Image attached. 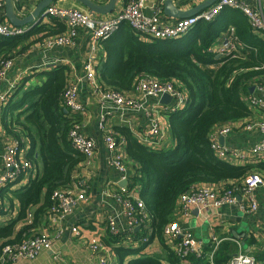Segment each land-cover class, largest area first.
<instances>
[{
    "label": "trees",
    "instance_id": "trees-1",
    "mask_svg": "<svg viewBox=\"0 0 264 264\" xmlns=\"http://www.w3.org/2000/svg\"><path fill=\"white\" fill-rule=\"evenodd\" d=\"M0 18L4 20L3 13ZM47 19L50 23L42 24L41 20L23 36L0 37V64L35 43L65 32L63 22ZM229 27L234 29L231 37L237 39L242 54L236 50L219 56L211 47L223 35L228 37ZM101 45L104 61L97 69L96 80L102 89L127 93L138 79L148 76L159 82L176 81L189 98L183 108L166 114L171 147L150 149L138 143L129 130L114 129L125 143L129 161L135 165L126 191L137 190L149 215L150 232L132 233L128 242L125 234L112 235L107 231L101 242L113 249L117 264H180L165 246L163 237L164 227L175 221L178 196L196 184L227 185L254 171L253 166H233L218 160L208 136L216 126L251 116L245 99L249 88L264 80V36L251 29L242 13L225 8L213 21L200 20L177 39L141 38L122 24ZM67 75L65 67L33 74L38 82L28 88L24 85L31 77L23 78L2 106L0 124L4 133L20 142V147H26L24 158L36 174L23 187L16 189L17 183H10L0 189V252L4 245L27 238L38 219L49 213L52 193L69 189L72 171L84 161L68 140V131L81 118L68 110L63 114ZM263 167L257 165L260 170ZM14 207L16 215L12 219L7 209ZM28 215L31 222L17 229ZM154 241L162 249L160 258L144 253ZM234 248L236 251L234 245L222 242L213 264H226ZM209 250L204 248L202 256ZM263 255L258 256V261ZM187 261L209 264L206 257H190Z\"/></svg>",
    "mask_w": 264,
    "mask_h": 264
},
{
    "label": "built area",
    "instance_id": "built-area-1",
    "mask_svg": "<svg viewBox=\"0 0 264 264\" xmlns=\"http://www.w3.org/2000/svg\"><path fill=\"white\" fill-rule=\"evenodd\" d=\"M21 1L11 0L13 6L20 4ZM173 1L177 3L183 0ZM161 5L153 7L152 14L146 15L144 13L145 0H126L123 9L119 13L104 20L94 19L87 11L82 9H63L49 5L44 10L45 16L43 18L59 20L65 24L66 29L61 35L44 39L41 46L44 49L73 46L77 37L76 30L83 28L89 34L91 49L95 50L99 43L108 39L122 24L130 27L141 38L173 40L184 36L200 20L211 22L224 8L239 11L245 16L254 32L264 34V14L259 9L251 8L240 0H218L209 9L196 16L173 22H167L164 19ZM2 6L3 0H0V10ZM26 32V28L12 27L0 18L1 38H16L23 36ZM237 42L235 38L234 40H226L214 53L219 56L229 55L236 51L234 46L239 44ZM12 65V60L0 64V82L5 78ZM97 65L95 58L90 56L86 60L83 69L84 78L100 104L112 105L116 108L138 109L140 105L135 99L136 95L157 100H160L163 95H167L171 98V101L169 105L165 106L164 113H171L183 108L189 100L186 91L176 81L159 82L148 76L138 79L127 93L104 90L96 80ZM16 84L10 85L7 92L0 96L1 106L8 100ZM252 87V94H249L246 98V104L249 108L264 113V80ZM77 93L76 85L67 83L62 94L63 106L72 115H81L84 111L78 102ZM166 126L168 125L159 117L151 118L148 129L145 131V145L142 143L143 146L150 149L162 148L164 146L162 131ZM99 128L103 134V143L108 153L109 166L119 174V182L128 181L129 174L120 151L124 144L123 140L113 131L106 130L102 124L99 125ZM244 129L246 131H259L264 134V122H250L245 124ZM230 132L231 125L227 123L214 127L208 136L210 148L218 160L223 162L242 161L244 164L250 160H264V139L252 148L245 150L230 149L220 145L218 139L227 136ZM68 140L73 149L80 153L86 162L93 158L94 142L81 133L80 123L74 125L68 131ZM25 155L26 147L22 148L20 142L10 139L1 155L0 189L10 183L20 182L22 185H26L29 179L34 176L30 175L34 171L30 162L24 158ZM258 188H264V174L257 172L250 173L238 181L229 182L227 185L196 184L178 196L175 209L185 218H187L190 210H196L200 214L206 210H218L225 206H236L243 214L254 213L258 206L253 194ZM130 194L126 189L120 188L114 198L123 205V215L130 231L138 227L139 231L143 230L149 233V215L144 209L143 202ZM84 200V193L74 192L72 186L65 190H55L51 195L52 206L49 214H55L61 219ZM108 232L112 235L120 234L112 222L109 224ZM71 233L78 236L80 232L77 227H74L71 229ZM163 237L172 242L171 252L180 261V264H189L187 260L190 257L196 259L206 257L207 262L213 264V257L225 239L211 236L210 250L202 256L204 254L202 243L190 231L182 229L177 222H170L164 227ZM128 242H131V240H128ZM142 242L145 243V240L143 239ZM237 246L240 248L238 244ZM89 249L92 253L98 255V264H111L114 256L111 247L100 240L93 239L89 243ZM44 251H52L50 239L46 235H35L19 243L4 245L0 252V264H16L20 260H33ZM53 258L58 259L59 254L54 253ZM226 264H264V255L258 261V256L238 251L228 259Z\"/></svg>",
    "mask_w": 264,
    "mask_h": 264
},
{
    "label": "crops",
    "instance_id": "crops-1",
    "mask_svg": "<svg viewBox=\"0 0 264 264\" xmlns=\"http://www.w3.org/2000/svg\"><path fill=\"white\" fill-rule=\"evenodd\" d=\"M40 1L22 0L20 4L14 6V11L19 18L27 16L35 9ZM90 1L98 5H105L108 2V0ZM203 1L205 0H183L174 4L179 10L185 11ZM240 1L251 8L259 9L264 14V0ZM125 2L126 0H117L114 12L104 16L92 15L72 0H56L51 6L63 9H82L87 11L94 19L104 20L119 13L123 9ZM162 3L163 0H145L144 13L151 15L153 7H158ZM1 13L3 11H0ZM164 19L167 22L174 21L166 17ZM41 20L42 24L50 23L47 18ZM32 24L24 28L29 31L35 26ZM76 33L77 37L73 46L44 49L41 46V42L33 44L25 52L16 55L12 59V68L0 82L1 96L7 92L10 85L20 82L23 78L31 77L30 81L24 85V88H28L38 82L36 77H32L33 74L50 71L56 67H65L68 73V83L76 85L78 102L84 109L83 113L78 115L81 118L80 131L83 135L89 137L95 145L93 158L87 162L84 160L83 163L72 171L71 186L74 192L84 193L85 200L80 202L76 208L61 219L55 214L47 213L43 215L38 219L35 228L28 231L27 238L35 235H46L51 241L52 251H44L33 260H20L16 264H98V255L90 251L89 243L93 239L103 241L106 238L110 222L114 224L115 229L120 234L127 236V240H132L130 233L134 232L135 228L130 231L123 215V205L114 198V195L118 193V189L123 188L128 190V181H126L125 187L118 186L121 183L119 182V174L109 166L108 153L103 143V134L99 125L102 124L106 130L113 131L114 133H116L114 130L116 128H125L129 130L138 143H143L144 145L145 131L148 129L151 118L159 117L168 125L167 113H164L165 106L167 105L161 104L157 99L143 98L136 95L135 99L140 105L138 109L116 108L112 105L100 104L97 97L93 94L90 85L84 78L83 68L86 60L90 56L95 58L98 64L97 67L104 61L102 45L99 43L96 49L92 50L88 32L83 28H78ZM233 34L234 29L229 27L228 37L225 38L223 35L215 42L211 50L215 52L226 40L232 39L231 36ZM258 34L264 36V34ZM234 47L242 54L241 50L243 49L241 46L237 45ZM1 105L0 102V116L2 110ZM249 109L251 110V116L249 118L229 123L231 125V132L223 137V146L230 149L245 150L252 148L264 139V134L259 131H246L244 129L245 124L250 122H264V113L257 109ZM65 111L64 109L63 114L67 113ZM162 136L163 148L171 147L168 126L162 131ZM9 142L10 138L6 136L0 124V174L2 173L1 155L4 147ZM120 151L122 152L123 161L130 176L135 170V165L129 161L126 155L125 143L120 148ZM226 163L233 166H253V173L264 174V167L261 170L257 168V165L264 166V160H250L245 164L242 161H228ZM33 171L34 173L30 174L31 176H35L36 174L34 168ZM18 186L23 187L24 185L19 182L15 186L16 189L19 188ZM130 193V195L139 199L137 190ZM253 195L258 206L254 213L243 214L236 206H225L218 210H206L200 214L196 210H190L187 218H185L175 209L174 222H177L182 229L190 231L202 243L204 248H210L211 236L220 239L224 237L225 239L222 242H229L236 247V251L234 248L231 255L242 251L243 253H252L259 256L262 252L264 254V188L256 189ZM7 213L13 219L16 215L15 207L7 209ZM2 218L0 216V221H3ZM30 222V215H28V220L19 223L17 229L25 227ZM74 227H77L80 232L78 236H74L71 233V229ZM154 242L149 247L151 248L153 246L156 250L158 249L157 251L159 253L157 254H162L159 243L157 241ZM249 242L252 244H249ZM164 244L170 249L172 242L164 239ZM157 245L159 246L158 248ZM54 253L59 254L58 259L53 258ZM144 253H148L150 256L154 254L151 250H146ZM111 264H117L115 255L112 257Z\"/></svg>",
    "mask_w": 264,
    "mask_h": 264
},
{
    "label": "water",
    "instance_id": "water-1",
    "mask_svg": "<svg viewBox=\"0 0 264 264\" xmlns=\"http://www.w3.org/2000/svg\"><path fill=\"white\" fill-rule=\"evenodd\" d=\"M54 1L56 0H41L30 14L19 18L17 13L14 11V6L11 0H3V13H4L3 16L5 21L12 27L23 28L32 23H33L32 25H36L39 22V20L43 19V17L45 16L44 10ZM72 1L78 3L81 7H83L92 15H103V16L109 15L112 12H114L115 5L117 2V0H108V2L105 5H98V4H94L90 0H72ZM217 1L218 0H205L202 3H199L198 5L188 10L181 11L174 4L173 0H163L162 12L164 17H166L167 19H171L174 21L184 20L196 16L204 10H207ZM252 91H253V87H250L249 94H252ZM159 101L161 104L168 105L171 101V98L167 95H163ZM218 142L220 145H223L224 144L223 137H220L218 139ZM126 183H127L126 181H123L119 183L118 186L125 187ZM138 231L139 228L137 227L135 228L134 233Z\"/></svg>",
    "mask_w": 264,
    "mask_h": 264
},
{
    "label": "rangeland",
    "instance_id": "rangeland-1",
    "mask_svg": "<svg viewBox=\"0 0 264 264\" xmlns=\"http://www.w3.org/2000/svg\"><path fill=\"white\" fill-rule=\"evenodd\" d=\"M29 238V237H28ZM27 239V238H26ZM25 240V239H24ZM155 243V242H154ZM152 245H153V243H152ZM126 246V245H125ZM159 246L157 245V248H158ZM147 250H151V252L153 253L154 252V256H152V257H155V258H160V257H162V255L161 254H157V253H159L155 248H153V246L150 248V247H148L147 248ZM147 255H148V253H147ZM150 256V255H149Z\"/></svg>",
    "mask_w": 264,
    "mask_h": 264
}]
</instances>
